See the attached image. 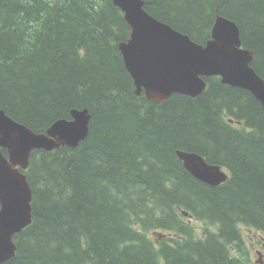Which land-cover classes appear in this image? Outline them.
Masks as SVG:
<instances>
[{
	"label": "trees",
	"instance_id": "obj_1",
	"mask_svg": "<svg viewBox=\"0 0 264 264\" xmlns=\"http://www.w3.org/2000/svg\"><path fill=\"white\" fill-rule=\"evenodd\" d=\"M144 1L198 44L217 17L234 21L264 80V0ZM130 36L112 0H0V108L36 133L73 109L91 114L77 148L32 153L33 221L4 264H237L240 227L264 233L262 104L219 77L194 98L138 97L118 49ZM178 150L229 179L198 181Z\"/></svg>",
	"mask_w": 264,
	"mask_h": 264
},
{
	"label": "water",
	"instance_id": "obj_2",
	"mask_svg": "<svg viewBox=\"0 0 264 264\" xmlns=\"http://www.w3.org/2000/svg\"><path fill=\"white\" fill-rule=\"evenodd\" d=\"M131 28L119 51L137 96L166 103L174 94L197 97L207 89L204 78L220 77L225 85L251 93L264 107V80L252 66L254 52L243 46L238 25L216 18L212 39L199 45L189 36L157 20L144 0H112ZM71 120L54 123L47 134H34L0 109V264L13 259L15 236L32 224V189L26 171L34 151L77 148L89 135L88 109L72 110ZM2 150L8 152L5 156ZM184 168L198 181L217 187L229 179L219 165L198 153L177 151Z\"/></svg>",
	"mask_w": 264,
	"mask_h": 264
},
{
	"label": "rangeland",
	"instance_id": "obj_3",
	"mask_svg": "<svg viewBox=\"0 0 264 264\" xmlns=\"http://www.w3.org/2000/svg\"><path fill=\"white\" fill-rule=\"evenodd\" d=\"M191 224L196 228L198 235H200V233H203L202 231L205 227L204 223L198 222L196 220H191ZM240 231L242 236L243 249H231L233 256L235 257L234 260L237 264H247V259L249 257H252V259L257 262L258 258H260L258 252H261L262 255H264V233L245 226H241Z\"/></svg>",
	"mask_w": 264,
	"mask_h": 264
},
{
	"label": "bare ground",
	"instance_id": "obj_4",
	"mask_svg": "<svg viewBox=\"0 0 264 264\" xmlns=\"http://www.w3.org/2000/svg\"><path fill=\"white\" fill-rule=\"evenodd\" d=\"M214 25H215V22H214ZM214 25H213V27H214ZM213 27H212V30H213ZM212 30H211V39H212ZM188 36V35H187ZM191 39V38H190ZM211 39H209L208 41H210ZM192 40V39H191ZM207 41V42H208ZM124 42H126V41H124ZM207 42L204 44V45H206L207 44ZM122 43V42H121ZM196 43V42H195ZM120 44V43H119ZM198 44V43H197ZM199 45H203V44H199ZM118 49H119V45H118ZM189 97V96H188ZM85 109H87V108H85ZM61 120H64V119H61ZM61 120H58V121H61ZM58 121H56V122H58ZM55 122V123H56ZM90 122H91V119H90ZM18 123V122H17ZM18 124H20V123H18ZM54 124V123H53ZM20 125H22V126H25V125H23V124H20ZM26 128H28L27 126H25ZM89 127H90V123H89ZM29 130H31L34 134H47V131L49 130H47L46 132H44V133H36L35 131H33L32 129H30V128H28ZM177 155V154H176ZM187 171V170H186ZM196 179V178H195ZM205 184V183H204ZM207 185V184H206Z\"/></svg>",
	"mask_w": 264,
	"mask_h": 264
},
{
	"label": "flooded vegetation",
	"instance_id": "obj_5",
	"mask_svg": "<svg viewBox=\"0 0 264 264\" xmlns=\"http://www.w3.org/2000/svg\"><path fill=\"white\" fill-rule=\"evenodd\" d=\"M258 254H259L260 258H258V261L257 262H255V260H253L252 257H250L251 260L253 261L252 264H264V255H262L261 252H258Z\"/></svg>",
	"mask_w": 264,
	"mask_h": 264
}]
</instances>
